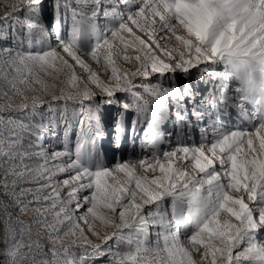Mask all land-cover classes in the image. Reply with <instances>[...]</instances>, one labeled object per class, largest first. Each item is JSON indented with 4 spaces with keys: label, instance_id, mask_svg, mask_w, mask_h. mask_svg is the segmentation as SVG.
Wrapping results in <instances>:
<instances>
[{
    "label": "snow or ice",
    "instance_id": "obj_1",
    "mask_svg": "<svg viewBox=\"0 0 264 264\" xmlns=\"http://www.w3.org/2000/svg\"><path fill=\"white\" fill-rule=\"evenodd\" d=\"M0 2V264H264V0Z\"/></svg>",
    "mask_w": 264,
    "mask_h": 264
},
{
    "label": "rangeland",
    "instance_id": "obj_2",
    "mask_svg": "<svg viewBox=\"0 0 264 264\" xmlns=\"http://www.w3.org/2000/svg\"><path fill=\"white\" fill-rule=\"evenodd\" d=\"M51 2V0H46V4H48V3H50ZM5 11H7V9H5V7H4V4L2 3V2H0V16H2L3 14H4V12ZM45 17L47 18L48 17V10H47V8H46V10H45ZM5 27V25H4V23H3V21H0V30H2L3 28ZM55 41L53 40V43H54ZM0 43H2V42H0ZM220 67V70L222 71L223 70V66L221 65V66H219ZM193 82H195V80H194V78H193ZM231 85L233 86V87H235V86H238V84L236 83V81L234 80V81H231ZM45 99H47V97H45ZM56 103H59V104H63V101H60V102H56ZM69 105H70V115H71V102H69ZM129 115H132L131 113L129 114ZM167 131H172V129H173V125H172V123H166L164 126H163ZM61 134H62V132H61ZM196 137H197V140L199 139V133L197 132L196 133ZM46 142H48L47 140H46ZM108 146H109V142H108ZM57 147L59 148V147H62V145H57ZM165 147H166V145H165ZM111 153V154H110ZM115 159H116V157L113 155V153H112V151H109V156H108V158L106 159V162H105V164L106 165H108V166H112V164H114L115 163ZM110 243H112V244H114L115 242L114 241H111ZM107 258L106 257H103V258H99V259H93V261H92V264H102V262L104 261V260H106Z\"/></svg>",
    "mask_w": 264,
    "mask_h": 264
},
{
    "label": "bare ground",
    "instance_id": "obj_3",
    "mask_svg": "<svg viewBox=\"0 0 264 264\" xmlns=\"http://www.w3.org/2000/svg\"><path fill=\"white\" fill-rule=\"evenodd\" d=\"M234 81V80H233ZM236 83L238 84V81H236ZM236 87V86H235ZM104 149H105V153H106V158H105V162H106V159L108 158L109 156V146H108V141H104ZM111 154V153H110ZM97 260V259H96Z\"/></svg>",
    "mask_w": 264,
    "mask_h": 264
}]
</instances>
